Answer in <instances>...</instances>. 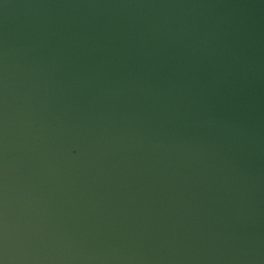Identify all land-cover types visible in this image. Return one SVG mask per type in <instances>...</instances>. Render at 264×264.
I'll use <instances>...</instances> for the list:
<instances>
[{"label":"water","instance_id":"95a60500","mask_svg":"<svg viewBox=\"0 0 264 264\" xmlns=\"http://www.w3.org/2000/svg\"><path fill=\"white\" fill-rule=\"evenodd\" d=\"M0 264H264V0H0Z\"/></svg>","mask_w":264,"mask_h":264}]
</instances>
